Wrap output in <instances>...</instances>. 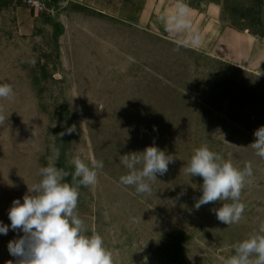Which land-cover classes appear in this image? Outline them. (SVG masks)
<instances>
[{
    "label": "rangeland",
    "instance_id": "rangeland-1",
    "mask_svg": "<svg viewBox=\"0 0 264 264\" xmlns=\"http://www.w3.org/2000/svg\"><path fill=\"white\" fill-rule=\"evenodd\" d=\"M0 0V221L55 159L103 161L95 186L81 187L78 212L114 264H223L233 245L264 222V159L250 144L264 126V0H183L198 44L166 27L176 0ZM21 7H26L21 10ZM34 20L24 34L19 14ZM75 125L76 131L66 129ZM60 133H65L63 136ZM210 150L254 179L238 224L217 220L216 202L194 208L202 178L185 174L194 150ZM155 145L175 158L152 193L119 183L121 156ZM0 234V264L15 257Z\"/></svg>",
    "mask_w": 264,
    "mask_h": 264
},
{
    "label": "clouds",
    "instance_id": "clouds-1",
    "mask_svg": "<svg viewBox=\"0 0 264 264\" xmlns=\"http://www.w3.org/2000/svg\"><path fill=\"white\" fill-rule=\"evenodd\" d=\"M165 19L169 31L187 32L191 43H199L183 0H176L175 12ZM14 95L12 85L0 83V99H11ZM5 119L0 106V123ZM75 131V125L66 129L67 134ZM254 136L250 146L256 156L264 159V126L257 128ZM53 151L58 159L59 150L54 148ZM55 159L50 158L47 166L39 168L40 179L31 187L27 185L22 202L21 199L12 201L8 209L10 225L0 221V234L7 235L9 228L23 233L8 242L9 254L15 257V264H114V254L105 246L103 237L98 232L89 235L86 222L78 212L80 188L98 183V170L103 168V161L93 158L85 162L80 155L74 156L69 183L65 178L70 173L58 168ZM174 162L172 155L155 145L147 146L142 152L124 154L121 163L127 172L119 183L134 187L137 194L151 195V184L157 174H166L169 164ZM183 170L203 181L202 195L195 201V209L223 202L220 207L211 209L217 220L227 226L242 221L247 207L242 201V192L254 179L251 162H246L243 168L237 167L203 144L194 150ZM223 264H264V222L257 231L233 245V254L225 257Z\"/></svg>",
    "mask_w": 264,
    "mask_h": 264
},
{
    "label": "crops",
    "instance_id": "crops-1",
    "mask_svg": "<svg viewBox=\"0 0 264 264\" xmlns=\"http://www.w3.org/2000/svg\"><path fill=\"white\" fill-rule=\"evenodd\" d=\"M24 8L26 7H21L20 9L24 10ZM18 26L20 31L24 34H32L35 30L34 20L22 13L19 14Z\"/></svg>",
    "mask_w": 264,
    "mask_h": 264
},
{
    "label": "built area",
    "instance_id": "built-area-1",
    "mask_svg": "<svg viewBox=\"0 0 264 264\" xmlns=\"http://www.w3.org/2000/svg\"><path fill=\"white\" fill-rule=\"evenodd\" d=\"M29 3L32 4L35 7H39V2H37L35 0H29Z\"/></svg>",
    "mask_w": 264,
    "mask_h": 264
}]
</instances>
